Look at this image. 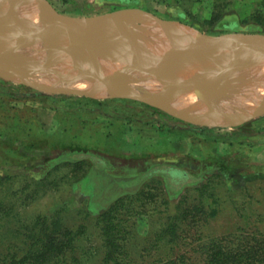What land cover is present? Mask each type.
Returning a JSON list of instances; mask_svg holds the SVG:
<instances>
[{
    "label": "rangeland",
    "instance_id": "obj_1",
    "mask_svg": "<svg viewBox=\"0 0 264 264\" xmlns=\"http://www.w3.org/2000/svg\"><path fill=\"white\" fill-rule=\"evenodd\" d=\"M47 1L72 18L137 9L207 36H264V0ZM142 39L146 45L152 38L142 31ZM54 50L46 52L53 56ZM68 57L73 55L62 61ZM49 66L54 74L43 72L50 70L47 63L39 66L42 70L35 67L44 81L65 83L73 73L56 60ZM247 79L257 80L248 73L217 91ZM247 99L229 96L231 105L217 110L234 109ZM33 143L36 147L28 148ZM164 168L188 174L174 185L182 192L172 198L162 177L148 179L152 170ZM200 179L210 181L203 200L197 186L190 185ZM112 205L127 255L136 263L161 264L182 255L185 261L206 264L208 256L222 252L236 258L235 264H262L244 255L255 253L264 261V116L235 126L195 125L144 102L84 92L49 94L0 75V246L19 245L39 217L56 215L64 245L65 234L77 233L75 249L64 253L69 264H77L74 259L103 264L99 218ZM178 207L181 214L187 211L188 221L173 249L159 242L157 233Z\"/></svg>",
    "mask_w": 264,
    "mask_h": 264
},
{
    "label": "water",
    "instance_id": "obj_2",
    "mask_svg": "<svg viewBox=\"0 0 264 264\" xmlns=\"http://www.w3.org/2000/svg\"><path fill=\"white\" fill-rule=\"evenodd\" d=\"M7 7H35L39 11V19L31 21L18 17L14 12H5L4 8ZM134 14L170 32L169 52L160 54L151 50L134 36L126 23L127 16ZM114 24L119 29L118 35L110 36L103 31L105 26ZM177 24L179 23L162 20L149 12L137 9L95 17L72 18L58 13L47 0H0V75L55 95L82 93L72 90L71 87L78 82L95 81L99 83L96 92H105L107 97L144 102L183 122L195 125L235 126L264 116V97L251 112L229 109L191 115L168 105L171 99L191 91L199 100H204L219 90L223 81L237 71L264 64L263 35L232 34L212 37L195 30V35H189L180 30ZM39 43L46 47L55 45L57 50L54 51L57 54L40 64L21 63L25 68L13 67L10 64L11 56ZM85 53L107 57L122 64L124 70L108 75L97 66H81L75 69L74 74L68 77L67 83L61 88H49L23 78L24 73H39L35 67L38 68L42 63L49 65L56 59L62 60L64 55ZM205 61L214 66L209 74L173 80L167 84V89L164 88L156 94L127 91L117 83L131 74L147 80L165 81L180 67ZM214 121L219 123L212 124Z\"/></svg>",
    "mask_w": 264,
    "mask_h": 264
},
{
    "label": "bare ground",
    "instance_id": "obj_3",
    "mask_svg": "<svg viewBox=\"0 0 264 264\" xmlns=\"http://www.w3.org/2000/svg\"><path fill=\"white\" fill-rule=\"evenodd\" d=\"M10 8L11 7L4 8V11L14 12V14H16L18 17L31 20V21L32 20L37 21L39 19V11L35 7H31V8L22 7L20 9H10ZM127 18L128 19L126 23L129 29L143 45H144V39H142V31L144 32V37L146 36V38H152L151 42L145 45L146 47L150 48L151 46L155 45L156 48L154 49V51L160 54H165L169 52V50H171L170 40L168 37L170 35V32L167 29L160 28L157 25H155L152 21L149 22L147 21V19L140 17L136 14L129 15L127 16ZM138 22L142 24L140 28L139 27L137 28V26L135 25ZM177 27L180 30H182V28H180V25H177ZM103 31L110 36H116L118 35L119 29L117 25L114 24V25L105 26L103 28ZM182 31L189 35H195L196 33L192 29H186ZM40 44L42 43L35 45L30 50H26L29 52V54L26 56L23 55L21 51L17 53L16 55H14L12 60L9 58L10 64L16 62L18 64L29 63V64L35 65V64H40L41 62H44L45 61L44 59L46 58L49 59L50 57H52V56H49V54L46 51L51 50V48L54 49L55 45L47 46L43 48H37V47L44 46ZM75 56L73 55V58L68 57V59L66 58L65 61H62L64 59H62L61 61L56 59V61L59 64H63L64 66L69 67L70 70L73 72L72 74H74L75 69L81 66H94V67L97 66L102 70L103 73L108 74V75H112L115 72H121L122 70H124V67L122 64L113 62L109 60L107 57L106 58L103 56L97 57L94 55H89L87 53L75 55ZM6 63L9 64L7 61ZM48 67L50 68L49 65ZM44 68H45L44 70H46V67ZM212 68H214V66H212V64L207 61L195 62L193 66L191 65V63H189L185 66L180 67L177 71H175L172 74L170 79H167L165 81L147 80L138 75L131 74L127 76V79L125 78L124 80L123 79L119 80L117 83L119 84L120 87H122L123 89L127 91H133V92L137 91V92L156 94L160 92L161 90H163L164 88L167 89V86H168L167 84H170L173 80H183V79H188L194 76H204V75L209 74ZM67 69L68 68H66V70L64 71H67ZM43 72H50V74H54L51 68L49 71H43ZM43 72H40L37 74L24 73L22 75H23V78H28V79L34 78L33 80H31L32 82L36 84H41L49 88L64 87V85L67 83V79L65 83L63 82L56 83L54 80L44 81V79L41 77L43 75ZM248 73H253L256 76L257 80L254 81V80L247 79L244 82H242V84L239 85L241 87L237 86L230 90L226 89L225 91H217L214 95H211L210 97L204 100H199L194 94V92L191 91V92L179 95L171 99L168 105L186 114L195 115V114L204 113L205 109L214 111L221 107L230 106L232 102L229 100V96L230 97L231 96L232 97H242L244 95L248 99L242 102L241 104H239V106L233 107V108L234 109L243 108L242 110H239V111L251 112L255 108V106L259 104L264 94L263 92L264 90V64L253 65L250 67L242 68L240 71H237L236 73H234L232 77L226 78L225 81H223L221 88L224 86H227L228 84L242 80L243 77ZM97 86H99L98 82H95V81L91 82L90 80V81H83V82L76 83L71 88L72 90H75L78 88L79 89L78 91H81V92L90 93V94L93 93L96 95L101 94L103 97H106L107 94L105 92L104 93L96 92ZM226 91L227 93L225 94ZM255 97H257L258 99H256ZM249 98H251L252 100L250 101ZM186 107H188L189 109ZM218 123L219 121L212 122V124H218Z\"/></svg>",
    "mask_w": 264,
    "mask_h": 264
},
{
    "label": "trees",
    "instance_id": "obj_4",
    "mask_svg": "<svg viewBox=\"0 0 264 264\" xmlns=\"http://www.w3.org/2000/svg\"><path fill=\"white\" fill-rule=\"evenodd\" d=\"M120 2L128 1L129 3H138L139 0H118ZM36 147V144L28 145V148ZM162 177L163 182L165 183L167 194L170 198L178 195L182 192L181 188H176L174 185L180 183L182 179H187L188 174L181 172L175 168L163 169H154L148 175V179L153 177ZM213 177V176H212ZM219 176H216L217 178ZM210 182L207 181L206 184ZM197 186L196 191L200 195V199L204 196L205 185L204 181L201 179L197 181H192L190 185ZM139 194L142 192H138ZM131 195V194H129ZM128 196V195H127ZM133 197L129 196L125 198L126 200H131ZM121 199V198H120ZM120 199L117 200L114 204H120ZM142 200V198H139ZM169 201V200H168ZM170 203V202H169ZM115 205H112L111 208L106 210L100 215V227L103 235L104 248L106 250L105 256L103 258V264H141L136 263L133 257L127 255L126 240L124 239L120 226L121 223L118 221L113 210ZM182 208L178 207L173 216L170 217L167 226H165L157 236L160 240L159 242H168L171 244L172 248L178 246L179 241L181 240V233L185 231L184 225H186L187 211L184 214H181ZM217 211L215 209L211 210V215L216 216ZM58 214V213H57ZM56 215L51 216H41L36 222L28 229L26 235L20 241V244L11 243L9 246H0L2 251H0V264H69L66 254L68 250H74L72 243L75 240L77 233L69 232L65 234L64 238L65 245L63 244L62 234H61V222L59 224ZM6 246V247H5ZM68 247L67 250H64ZM4 248V250H3ZM173 250L171 249V252ZM246 252V251H245ZM249 257L248 261H261L264 264L263 260H258L253 254H245L244 257ZM184 258L187 256H175L174 258H164L160 261L161 264H196L192 260L185 261ZM144 258H141V260ZM228 259V260H227ZM225 260L227 262L225 263ZM236 258L231 260L228 256L223 255L222 252L212 254L206 258V264H235ZM74 262L79 264L77 259H74Z\"/></svg>",
    "mask_w": 264,
    "mask_h": 264
},
{
    "label": "crops",
    "instance_id": "obj_5",
    "mask_svg": "<svg viewBox=\"0 0 264 264\" xmlns=\"http://www.w3.org/2000/svg\"><path fill=\"white\" fill-rule=\"evenodd\" d=\"M257 119V118H256ZM256 119H254V120H256ZM254 120H251V121H254ZM251 121H249V122H251ZM247 123V122H246Z\"/></svg>",
    "mask_w": 264,
    "mask_h": 264
}]
</instances>
